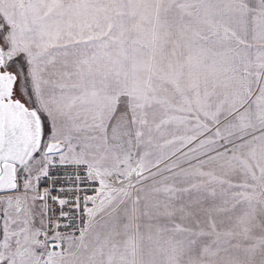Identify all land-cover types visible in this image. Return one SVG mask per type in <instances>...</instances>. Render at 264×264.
Returning a JSON list of instances; mask_svg holds the SVG:
<instances>
[{
    "label": "snow or ice",
    "instance_id": "snow-or-ice-1",
    "mask_svg": "<svg viewBox=\"0 0 264 264\" xmlns=\"http://www.w3.org/2000/svg\"><path fill=\"white\" fill-rule=\"evenodd\" d=\"M0 264H264V0H0Z\"/></svg>",
    "mask_w": 264,
    "mask_h": 264
}]
</instances>
